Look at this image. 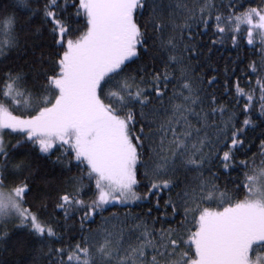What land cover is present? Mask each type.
<instances>
[{
    "label": "snow or ice",
    "instance_id": "6c2138e0",
    "mask_svg": "<svg viewBox=\"0 0 264 264\" xmlns=\"http://www.w3.org/2000/svg\"><path fill=\"white\" fill-rule=\"evenodd\" d=\"M244 3L0 0V264H264V55L208 74L226 35L264 45Z\"/></svg>",
    "mask_w": 264,
    "mask_h": 264
},
{
    "label": "trees",
    "instance_id": "16d2710c",
    "mask_svg": "<svg viewBox=\"0 0 264 264\" xmlns=\"http://www.w3.org/2000/svg\"><path fill=\"white\" fill-rule=\"evenodd\" d=\"M239 2V0H238ZM249 3H252L253 5L259 3V0H245V3H244V6L247 7ZM215 23V21L213 20V24ZM212 39H216V40H220L221 37L219 36H213L212 35V32H208L207 34L203 35L200 39V47L204 48L205 50H207V47L208 46H211L210 44V41ZM238 44H239V48L237 49V47H235L232 43V40L229 36H225L223 37V43L220 44L218 43L217 45L213 46V53H212V58H213V61L215 63V66L219 69L218 72H212L211 70H208V74L209 75H218L220 77V79L217 81V85L215 86L217 88V91L218 93L219 92H223V86H222V81L227 79V77H225L223 75V68L225 66V63L230 61L232 58H235L237 56V52H239L240 54V57L242 58L243 60V63L239 66V67H244L245 65H247L250 61H257L259 62L262 58V55H264V53L261 52V49L262 47H264V45H262L259 41V36L257 35L255 37V40H254V45H248L247 44V36H246V29H244L241 34L238 36ZM230 68L231 67H235L236 65H233V64H230L228 65ZM2 71H7L6 68H4L2 65H0V72ZM197 71H199V69H197ZM237 76H240L241 77V87H244L245 89L247 88H250L252 86L255 85V80H256V77L255 76H252L251 79H252V84L249 85L247 84L245 81L247 80V77L244 76L240 71H237ZM236 79V77H232V80L234 81ZM256 96L258 97L259 96V92L257 91L256 92ZM228 97H225V100H227ZM246 102L245 100H241L240 101V104L241 106L243 105V103ZM235 102L233 101V104ZM231 106V105H230ZM259 107V102L257 101V104H256V108L258 109ZM16 114L19 115L21 114L19 111H16ZM255 118V117H254ZM240 119H243V117H240ZM259 130L257 129V132ZM249 137L252 139V144H251V150L247 152V158L249 160L252 159L253 157V154H257V164H259V160H260V157H259V139H256L255 136H253V134L250 132L249 133ZM20 137L17 136V135H8L7 136V140H11L13 143L15 142L16 139H19ZM262 139H264V137H261ZM59 149H57L56 152H53V158L55 157V155L58 153ZM245 157L244 156H237V159H244ZM214 171H219V168H214L213 169ZM56 171L58 172L59 170L56 169ZM75 168L73 169V172H75ZM245 169H240L239 171H229V172H220V176H221V179L218 181V183L221 184V186L223 187L224 186V183H225V177H231V178H237L239 177L240 180L243 179L241 173L244 172ZM251 174V173H250ZM233 179H229L228 182H227V187L228 189L230 190L233 186ZM235 182H239L238 180L235 181ZM87 183V181H86ZM92 189L94 190V185H92ZM145 189H144V185L141 184L139 187H137L136 191L137 192H143ZM92 196V191H88L86 192L84 198L85 199H88L89 197ZM168 196V192L165 191L164 193H162V198L163 199H166ZM151 205L147 204V203H142V202H135V203H131L129 205V207H131L132 211L134 212H139L141 211V209H146L148 207H150ZM213 207H215V205H212ZM107 210L104 212V215H108V213L112 212V211H119L121 213L124 212V207L122 205H119L117 207H113V205H108L106 206ZM49 212H52L53 209H52V205H49V209H48ZM169 212H171V209H169ZM54 215L57 216V217H62L63 213L60 212L59 210H56L54 212ZM77 216L79 215V213L76 214ZM153 215H156V212L154 211L153 212ZM75 219V217H74ZM181 219V216L177 215L175 220H180ZM100 220V217L99 215H97L95 217V221L96 223H98ZM175 220H172L171 218H169V223H175ZM71 222V221H70ZM92 227H95L96 224L93 223L91 225ZM157 227H159V225H157ZM19 234V233H18ZM257 251L258 252H261V253H264V248H257ZM256 255L255 252H253V256ZM19 258L18 256L17 257H12V256H9L8 259L9 260H14V259H17ZM26 258V256H25Z\"/></svg>",
    "mask_w": 264,
    "mask_h": 264
},
{
    "label": "rangeland",
    "instance_id": "374dc122",
    "mask_svg": "<svg viewBox=\"0 0 264 264\" xmlns=\"http://www.w3.org/2000/svg\"><path fill=\"white\" fill-rule=\"evenodd\" d=\"M9 134H8V132H6L5 133V138H6V140H7V136H8ZM254 258H255V255L253 256Z\"/></svg>",
    "mask_w": 264,
    "mask_h": 264
}]
</instances>
